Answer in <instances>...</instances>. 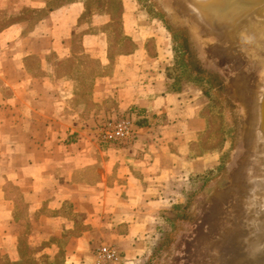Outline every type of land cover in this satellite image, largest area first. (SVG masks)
I'll list each match as a JSON object with an SVG mask.
<instances>
[{"label":"crops","instance_id":"crops-1","mask_svg":"<svg viewBox=\"0 0 264 264\" xmlns=\"http://www.w3.org/2000/svg\"><path fill=\"white\" fill-rule=\"evenodd\" d=\"M143 16L137 0H0V264H88L107 244L104 264H138L216 165L197 153L204 100L172 87ZM122 115L132 144L103 141Z\"/></svg>","mask_w":264,"mask_h":264},{"label":"rangeland","instance_id":"rangeland-1","mask_svg":"<svg viewBox=\"0 0 264 264\" xmlns=\"http://www.w3.org/2000/svg\"><path fill=\"white\" fill-rule=\"evenodd\" d=\"M137 5L144 13V22L152 27L148 49L157 53L160 47L165 64H169L172 87L190 88L191 96L197 93L204 100L207 127L197 153L211 152L218 157L213 168L190 179L183 199L162 214L160 226L149 238L148 251L138 263L185 264L194 230L231 179V168L244 144L246 110L226 68L207 57L199 35L176 13L171 0H137ZM6 16L2 25L9 21ZM121 31L126 38L124 29Z\"/></svg>","mask_w":264,"mask_h":264},{"label":"water","instance_id":"water-1","mask_svg":"<svg viewBox=\"0 0 264 264\" xmlns=\"http://www.w3.org/2000/svg\"><path fill=\"white\" fill-rule=\"evenodd\" d=\"M171 2L176 13L199 35L205 54L210 60L225 68L227 58L236 59L230 69L226 70L237 85L247 120L243 148L231 168V179L223 193L210 204L200 221L201 225L203 224L200 232L204 229L205 222L212 216L214 227L209 229L201 242L199 241L196 249V256L199 254L197 264H203L200 260L203 259L201 250L204 251V245L208 246L212 255H216L213 264H241L244 262V252L249 255L251 263L264 264V236H256L254 226L249 228L250 223L246 218L252 210L257 211L248 197L246 204L248 211L245 216H241L240 213V210L245 208L243 196L249 176L252 174L256 180L264 179V79L259 81L258 89L256 84L250 89V93L255 94V103L252 106L243 89L250 87L254 72L264 68V0H171ZM206 39L210 44L204 45ZM244 41L247 47L241 49L240 43ZM215 51L221 53L219 60H216L213 54ZM236 56H240L239 59ZM261 192L263 194L264 190ZM261 202L264 203L263 197ZM222 226L223 229L220 230ZM194 236L190 238L186 263L194 261ZM234 253L235 256L231 260Z\"/></svg>","mask_w":264,"mask_h":264},{"label":"bare ground","instance_id":"bare-ground-1","mask_svg":"<svg viewBox=\"0 0 264 264\" xmlns=\"http://www.w3.org/2000/svg\"><path fill=\"white\" fill-rule=\"evenodd\" d=\"M251 27L254 28L253 26H251ZM263 27H264V25H263ZM252 28H249V30L251 31ZM241 39H244V38L241 37ZM208 44H210V42H208V40L206 39V41L204 42V45H208ZM240 47H241V49L247 47L246 42L244 41L243 43H240ZM213 54L216 57V60H219L221 53L218 51H215ZM239 57L240 56H236L237 59H239ZM234 59L235 58H227L225 60L224 64H225L226 69H230V67L232 66V64H234V61L236 60V59L235 60ZM255 71H257V70H255ZM263 79H264V68H263V70H261L259 72H254V76H253V79L251 80V84H250L249 88H247V87L243 88L244 92H246V95L248 96L250 106H252L255 103L254 102L255 101V94L250 93V91H251L250 89H253L255 84H256V88L258 89L259 81L261 82ZM262 190H264V179H257L256 180V179H254L253 175L251 174L249 176V182L247 184L246 192L243 196L245 208H243V210H240L241 216L242 215L245 216V214L248 211V207L246 205L247 204V197H248L250 202L254 205V207H256V210H257V211L252 210L250 212V214L246 216V218H248L249 223H250L249 228H251V226H254L253 231L256 233V236H261V237L264 236V203L261 202V198L262 197L264 198V195H263L264 192L262 194V192H261ZM261 194H262V197H261ZM232 209H234V208H232ZM212 220H214L213 216L210 217L209 220L205 222L204 229H202L201 232H200V230H201V227L203 225V224L201 225V222L199 224V225H201L200 229L198 230V227H199V225H198V227L194 230L195 232L192 234V237L195 235L196 231L198 230L196 236H194V240H195L194 245H193L194 246L193 247L194 261L191 260L189 263H186V264H197L198 259H199V254H198V256H196V249L198 248L199 241L201 242V240L204 239L206 237V235L208 234L209 229L211 230L212 227H214ZM202 222H204V221H202ZM243 222L245 223V220H243ZM222 229H223V226L221 227L220 230H222ZM203 249H204V251L201 250L203 259L200 261H202L203 264H213L214 261L216 260V255L215 254L212 255L213 253L211 252V250L208 248L207 245H204ZM250 251H251V248H250ZM243 255H245V258H244V262L241 264H253V263H251V260L249 259V255H247V252H244ZM234 256H235V253L231 257V260L234 258Z\"/></svg>","mask_w":264,"mask_h":264},{"label":"built area","instance_id":"built-area-1","mask_svg":"<svg viewBox=\"0 0 264 264\" xmlns=\"http://www.w3.org/2000/svg\"><path fill=\"white\" fill-rule=\"evenodd\" d=\"M136 122L128 115L107 118L101 125V136L103 141L112 144L128 146L136 137ZM120 259V253L113 245H103L95 252V256L88 264H104Z\"/></svg>","mask_w":264,"mask_h":264}]
</instances>
